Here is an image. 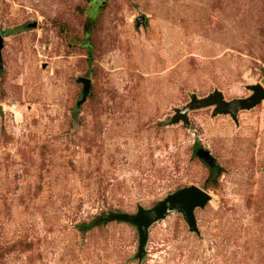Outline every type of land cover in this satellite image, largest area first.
<instances>
[{"label":"rangeland","instance_id":"rangeland-1","mask_svg":"<svg viewBox=\"0 0 264 264\" xmlns=\"http://www.w3.org/2000/svg\"><path fill=\"white\" fill-rule=\"evenodd\" d=\"M0 33V264H264V100L175 118L264 88V0H0ZM190 185L196 230L168 213L141 256L106 220Z\"/></svg>","mask_w":264,"mask_h":264},{"label":"water","instance_id":"water-1","mask_svg":"<svg viewBox=\"0 0 264 264\" xmlns=\"http://www.w3.org/2000/svg\"><path fill=\"white\" fill-rule=\"evenodd\" d=\"M102 2L104 0H96ZM144 20V16L140 15L137 18V23ZM3 46V37L0 33V51ZM78 81L83 85V98L84 100L89 92L90 80L88 78L80 77ZM252 94L241 99H234L226 101L219 91H214L204 97L192 96L190 101L178 110L175 118L182 119L187 123L186 113L193 107L211 106L214 105L213 114H229L234 120L237 119L239 110L250 109L264 100V88L260 84L251 85L248 87ZM1 113V108H0ZM196 155L212 163L209 152L197 150ZM210 199L209 194L196 185L181 188L176 192L167 195L163 200L159 201L153 208L144 210L139 208L136 214L116 213L109 215L106 220H122L134 224L138 230V253L141 256L145 250L147 241V232L149 225L159 218L165 217L166 214L171 212H181L184 220L187 222L191 230H196L194 209L196 207H203Z\"/></svg>","mask_w":264,"mask_h":264}]
</instances>
